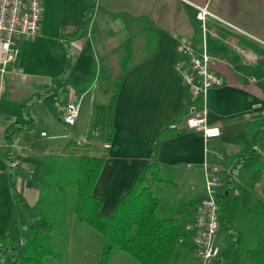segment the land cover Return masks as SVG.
Here are the masks:
<instances>
[{"label":"crops","instance_id":"obj_1","mask_svg":"<svg viewBox=\"0 0 264 264\" xmlns=\"http://www.w3.org/2000/svg\"><path fill=\"white\" fill-rule=\"evenodd\" d=\"M44 2L36 35L19 37L15 59L0 71V245L10 218L27 219L12 196L8 153L15 160L16 192L31 205L37 198L43 157L62 152L69 141H87L91 155L106 156L92 193L102 200V213L110 215L157 144L156 162L166 180L157 189L166 183L176 189L183 182L173 198L190 193L171 215L203 193L206 139L216 144L210 158L215 164L218 157L235 156L250 145L256 121L264 116V0ZM194 5H207L214 15L206 17L204 27ZM85 11L89 21L76 33ZM183 38L197 51L205 48L212 70L223 79L208 90L205 102L188 100L174 69L176 46ZM67 49L65 90L30 100L58 77ZM112 95L113 130L106 142ZM72 100L78 114L69 125L62 121V105ZM204 105L207 125L217 127L218 136L204 138L201 129L186 123L189 106L202 112ZM29 121V128L6 137L11 125ZM165 127L173 132L157 140ZM195 204L184 220L191 217ZM68 219L73 229L77 227L74 214ZM185 241L191 245L187 235Z\"/></svg>","mask_w":264,"mask_h":264},{"label":"trees","instance_id":"obj_2","mask_svg":"<svg viewBox=\"0 0 264 264\" xmlns=\"http://www.w3.org/2000/svg\"><path fill=\"white\" fill-rule=\"evenodd\" d=\"M86 12L76 33L82 31L89 21ZM69 60L67 49L58 77L30 100L65 90ZM119 80L120 77L113 82L114 91ZM113 100L114 95L107 105L106 142L113 130ZM183 102L186 108L187 101ZM29 127L30 121L13 124L6 130V137L9 138L15 130ZM172 132V128L165 127L157 140ZM88 147L87 141L82 145L69 141L62 152L43 157L38 194L31 205L16 192L15 160L8 153L12 196L26 211L27 219H9L0 245V264H58L66 243L65 223L70 213L99 235L96 264H109L115 252L126 255L137 264H173L181 255L195 253L194 247L185 241L187 233L183 228L190 218L184 220L183 217L201 196L180 206L176 214H158L160 203L154 188L166 180L156 162L157 144L152 149L151 159L139 170L110 215L102 213V200L92 193L106 156L104 153L91 155ZM217 163L222 180L218 222L219 228L229 235L230 244L220 249L212 264H264V116L256 121L250 145L235 156L221 157ZM240 168L243 170L238 188L244 186L249 193L245 204L241 203L238 194L233 193ZM180 237L182 242L178 241Z\"/></svg>","mask_w":264,"mask_h":264},{"label":"built area","instance_id":"obj_3","mask_svg":"<svg viewBox=\"0 0 264 264\" xmlns=\"http://www.w3.org/2000/svg\"><path fill=\"white\" fill-rule=\"evenodd\" d=\"M194 6L197 10L196 17L202 26L207 16L214 17L207 5ZM42 11V0H0V71L15 59L18 52L17 39L32 38L36 35ZM176 53L174 69L184 86L188 100L201 98L205 102L208 90L220 86L223 82L222 77L212 70L211 59L205 48L197 51L189 40L183 38L176 46ZM77 114L76 101H67L62 105L61 117L64 123L73 124ZM186 123L189 127L201 129L204 138L219 134L217 127L207 125L205 105L202 112H195L194 107L189 106ZM220 186L221 177L216 162L211 174L205 179L201 198L183 227L202 264H212L220 252L215 243L216 233L220 229L218 222ZM178 241L182 242L183 238L180 237Z\"/></svg>","mask_w":264,"mask_h":264},{"label":"rangeland","instance_id":"obj_4","mask_svg":"<svg viewBox=\"0 0 264 264\" xmlns=\"http://www.w3.org/2000/svg\"><path fill=\"white\" fill-rule=\"evenodd\" d=\"M44 1L42 0L43 10L46 4V2ZM206 140H205L206 141L205 147L207 150L208 159H207V162L206 161L203 162V165L201 168L203 185L205 183L206 177L211 174V169L215 165V161H210V158L212 157V153H211L212 147L215 148L216 144L214 143V139H206ZM241 170L243 169L240 168L239 172L236 174L237 177L233 184V193L238 194L240 197L241 203L245 204L248 201L249 193H248V190L243 185L241 189L238 188V185L240 184ZM165 176L167 175L165 174ZM182 183H180L176 189H175V185H172L171 183H166V184L161 185L162 190H158L157 189L158 187L154 188V193L158 197L161 198L163 205H164V207L160 206V209L158 212L160 216L170 215V211L176 208L179 204H181L189 196L190 193H188L185 196H182L181 198L180 197L177 199L173 198L172 195L175 192L180 191V188L183 185ZM74 223L79 229H77V227H74L73 229L69 219L66 220V223H65L66 243L64 244L62 259L60 262H58V264H96L95 253L98 252L100 248L99 235L93 230L86 227L84 224H81L76 221ZM215 243L220 249L225 248L230 244L229 235L222 228H220L216 233ZM109 264H137V263L131 260L126 255L119 253V252H115L111 257ZM173 264H202V262L199 259V257L196 255V253L192 252V253L186 254L185 256L181 255V257L178 258L177 262Z\"/></svg>","mask_w":264,"mask_h":264}]
</instances>
